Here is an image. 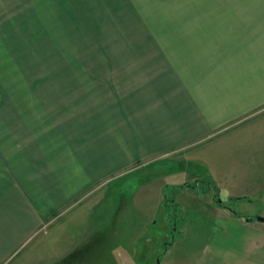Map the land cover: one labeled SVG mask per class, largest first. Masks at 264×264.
<instances>
[{"label":"crops","instance_id":"0c3cea01","mask_svg":"<svg viewBox=\"0 0 264 264\" xmlns=\"http://www.w3.org/2000/svg\"><path fill=\"white\" fill-rule=\"evenodd\" d=\"M8 6L18 46L0 84V264H21L62 218L64 235L88 226L125 177L139 186L112 208L124 224L138 195L157 216L168 169L194 171L173 187L202 178L222 201L264 207V2L0 0V28ZM178 191L211 216L208 196ZM237 213L196 229L194 264L264 245L255 219Z\"/></svg>","mask_w":264,"mask_h":264},{"label":"rangeland","instance_id":"374dc122","mask_svg":"<svg viewBox=\"0 0 264 264\" xmlns=\"http://www.w3.org/2000/svg\"><path fill=\"white\" fill-rule=\"evenodd\" d=\"M259 1L264 2V0ZM21 3L20 10H24V6L26 7L25 2L22 1ZM9 8L11 7L8 6L2 10L5 21L7 18V23L0 28V37L3 36L0 42L1 85L5 82L10 83L12 68L17 64L13 55L17 51L14 46H18V44L12 42L11 38L15 34L13 31L15 32L17 28L12 26V23L15 21ZM23 27L24 25H21L20 29ZM84 48L88 50L93 49L91 44H84ZM166 172L171 174L172 170L168 169ZM193 172L192 175L188 173V175L181 176L174 174L173 177L170 174L163 176L164 198L161 204L162 207L158 210L157 216H154L155 218L152 221L149 220L151 209L149 207L146 209L142 207L138 201L139 195H136V209L133 207V212H136L132 218V221L135 223L133 224L131 218H128L124 224L123 217L122 219L118 217L120 211L116 210L114 213L112 209L113 206H119L118 197L124 190H127L129 193L132 192L131 194L137 193L135 190L139 186V183H136L138 180L131 179V177L122 178L115 185L121 189L124 187L123 190L118 188L113 193V201H107L105 205L99 207L100 211L94 212L96 219H93V216L88 226L71 227L68 230L69 234L64 235L60 232L59 228L61 225H65V220L62 218V221H56L50 233L48 232L36 237L35 245L32 246L35 249L21 252L19 255L21 264L23 262H25L23 264H158L159 261L163 264H194L202 256L200 247L203 242L200 238L203 231L200 230V234L195 233V231L197 228H209L213 223L212 216L218 210H230L233 213L238 212V216L245 217V214L252 216L251 219H255L254 226L257 227L256 233L260 232V235H264V231L261 229L264 227V224L256 220V217H259L257 214H264V207L261 204L254 203V205H250L247 202L242 204L222 201L214 185L202 178L192 183L188 181L190 184L186 183L180 187L170 185L172 184L170 181L178 182L183 178L190 180L192 177L195 178ZM178 188L180 190L192 188L197 193V196L200 193L208 196L209 203H207V209L210 210L211 216L196 217L197 214L193 212L205 209L201 198L193 199L192 193L182 196ZM174 189H176V192ZM102 209L104 210L102 211ZM146 219L147 225H144L143 222ZM187 228L194 229L191 230L189 238L183 240L181 244H177L178 246L173 250V244L176 241V243H179L180 237L183 234L186 235L185 229L187 230ZM189 245L192 246L191 249L188 248ZM258 248L252 250V256L245 254L241 256L238 254L240 251L236 252V250L232 251L235 253H227L225 256L213 255V264H264L263 242L259 243Z\"/></svg>","mask_w":264,"mask_h":264},{"label":"water","instance_id":"95a60500","mask_svg":"<svg viewBox=\"0 0 264 264\" xmlns=\"http://www.w3.org/2000/svg\"><path fill=\"white\" fill-rule=\"evenodd\" d=\"M251 220L252 219H247V221H251ZM256 220L264 223V217H256Z\"/></svg>","mask_w":264,"mask_h":264}]
</instances>
